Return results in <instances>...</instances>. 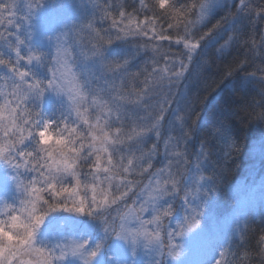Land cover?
<instances>
[{
  "label": "snow or ice",
  "instance_id": "obj_1",
  "mask_svg": "<svg viewBox=\"0 0 264 264\" xmlns=\"http://www.w3.org/2000/svg\"><path fill=\"white\" fill-rule=\"evenodd\" d=\"M166 3L167 0H158L159 8L164 9ZM227 6V0H194L191 10L185 12L184 35L174 42L177 45L182 43L186 51L182 52L180 57L173 59L171 66L166 67L156 77L151 89L146 87L143 96L138 97L137 102L143 101L141 106L149 112L148 116L141 117L146 123L140 131L133 128L130 133H125L122 127H116V134L111 133L110 121L113 114H115L116 122L123 123L120 106L116 105L114 108L102 109L95 124H90L85 118L83 122L88 125L87 134H82L76 128L66 127L67 136L55 139L54 146H51L48 133L51 118L44 111V103L48 97L53 95L62 103L63 85L58 82L55 72L46 85L39 78L30 82L29 78L35 76V73L30 68H25L23 71L20 68L21 61L25 60V56L21 53V45L28 48L29 54L26 60L28 65H32L34 60L42 62V54L33 53L34 38H37L38 43H43V39L39 38L46 35V11L50 8V3L38 0L34 8L28 5L26 15L16 19L18 6L6 0H0V27L7 32V37L4 36V32H0V39H3L8 49L15 53L13 60L11 56L5 59L4 53L0 52V67L7 70L4 79L6 82L11 81V91L0 92V97L4 99V103L0 104V162L11 170L5 173L6 177H10V181L0 179V196L10 197L13 201V203L5 202L3 210L0 211V215L7 217L0 219V264H129L125 258L126 250L121 242H130L135 245L141 237L147 241V245L157 250L163 257L165 253L160 242L159 229L165 218L173 216V205L168 203L167 197L177 195L181 179L186 174H190L194 177V184L190 188H185V194L182 197L183 220L176 225L175 229L167 233L168 243L166 245L168 264H185L180 259L184 246L195 233L202 230L201 208L205 203V198L211 195V187L205 190V177L200 174L201 158L203 157L204 160L209 158V154L203 150L204 146L202 145L201 153L197 156L195 164L191 163L186 150L179 148V144L183 142L186 149L187 141L198 127L201 119L199 115L192 112L187 119L180 118L182 141L178 140L177 150L172 153L177 158L176 163L184 169V172L179 173V178L166 169H160V173H166L167 178L156 180L153 192L140 204L139 208L130 207L125 199L131 191L132 181H121L115 186V193L110 192L108 188L112 187V182L117 175L132 171L129 167L133 163L132 159H128V166L123 164V157L114 163L115 146L124 143L125 138L133 141L148 133H154L157 138L160 137L161 122L166 120L173 104L178 103V99L173 96V88L189 71V64L194 56L199 55L197 50H203L204 44L201 41L212 43L215 39L214 34H218L217 30H220L222 25L219 21L212 24V20L216 10ZM250 10L247 0H239L237 9L239 13ZM256 15L264 19V12H257ZM119 16L120 20L112 18V24L117 29L116 40L123 38L121 34L127 36L133 32L148 36V30L140 27L139 23L133 27L135 17L131 15H128L124 27H120L126 13L120 11ZM197 24L201 25V29H208L202 31L198 39L191 31V28ZM209 24L212 25L211 28L208 27ZM89 27L91 28V25ZM171 27L172 25L169 24V28ZM21 31L26 33L25 39H21ZM11 37H14V41L10 39ZM153 37L161 41H169L170 44L172 42V36L164 31L153 32V36L149 39ZM96 39L97 43L93 44L95 50L92 52V57L99 61L101 67L114 72L127 71L128 61L126 59L121 64L107 55L108 49L104 48V44L113 43L111 36L105 39V36L97 31ZM47 40L50 42L51 37H47ZM66 51L58 47L57 57L64 56ZM59 62L63 64L62 60ZM156 71L154 67L153 72ZM232 71H246V69L241 63L237 68L230 69L228 74L231 75ZM261 79V87L264 90V77ZM165 82L168 85L167 88L164 86ZM149 91L160 97L154 107L151 104V98L145 99L149 97ZM77 95H79L78 91ZM29 103L33 106L31 110L28 107ZM260 108L261 111L254 113V116L258 122L264 123V103H261ZM5 113L7 116L4 115ZM77 115H82L78 109ZM192 116H196L195 125L191 121ZM101 118H103V124L100 123ZM64 122L67 124L66 121ZM36 128L40 130L34 131ZM216 135L222 136L226 145L229 143L222 129L217 130ZM36 136H39L36 143L45 147H38L32 151H26L25 147H21L25 145V141H35ZM77 140L80 141L78 146ZM136 142L139 144L143 141L137 140ZM167 143L166 141V148ZM230 146L236 147L234 144ZM155 148L156 145L153 144L152 151L142 152L138 157L140 160L147 161V167L141 168V174L152 168L151 157ZM85 149H87L86 152ZM90 157L94 159L90 160ZM84 166L93 169L84 174L90 175L91 181L81 180L80 168ZM101 172L107 174L103 180H100L98 175ZM27 173L34 175L28 176ZM99 183H107L108 188L100 189L98 192ZM82 184L83 196L81 195ZM208 184H211V177L208 178ZM122 186L128 191H122ZM89 188L92 192L90 199L87 195ZM17 199H20L19 209L14 206ZM118 202H123L126 211L109 219L111 213L108 208ZM144 213H150L151 218L145 219L142 215ZM79 215H86L91 218V221L81 226L80 221L73 219V216ZM58 221H63L73 229H80L79 238L62 239L59 233L54 232V225ZM96 221L101 222L104 235L98 242H93L90 234L95 229ZM148 225H155V229L149 231ZM178 239L182 242L178 243ZM261 239L264 240V237ZM133 254H135L134 251ZM219 256L221 259L214 258L213 264H221L225 253L219 251ZM154 264H164V261L156 260Z\"/></svg>",
  "mask_w": 264,
  "mask_h": 264
},
{
  "label": "trees",
  "instance_id": "obj_2",
  "mask_svg": "<svg viewBox=\"0 0 264 264\" xmlns=\"http://www.w3.org/2000/svg\"><path fill=\"white\" fill-rule=\"evenodd\" d=\"M33 1L38 2V0ZM6 2L15 3L18 6L16 19H19L23 15L21 5L17 4L20 0H6ZM44 2H49L50 7H61L59 9L61 18L56 22L57 25H50L46 29L45 36L39 38L43 39V43H38L37 39L34 40L33 53L42 54V62L34 60L32 65H28L26 63L28 48L20 46L21 53L25 56L20 68L22 71L30 68L35 73V76L29 78L30 82L39 78L44 81L45 85L55 72L58 82L65 88L63 80H60L59 61L61 58L57 57V48L46 44L47 37L55 38L58 47L66 49L71 56L72 65L75 62L78 64V89L79 95L83 97L80 100L81 104L75 105L73 109L68 100L64 99L61 103L54 96L46 99L44 111L51 118L48 129L49 145L54 146L55 139L67 136L66 127L76 128L82 134H87L88 125L83 120L86 118L90 124H93L97 116L101 115L102 109L114 108L116 105L120 106L123 123L116 122L115 114H113L110 121L111 133L115 135L116 127H122L125 133H130L133 128L140 131L146 123L141 117L148 116L149 112L141 106L143 101L136 104L138 97L143 96L146 87L151 89L154 85L159 74L157 71L153 72V68L158 70L163 67L171 57L178 55V50L173 47L172 42L170 44L169 41H161L155 37L149 39V36L138 35L134 32L127 36L121 34L123 38L116 40L117 29L112 24V18L120 20L119 13L124 11L126 16L120 27H124L128 15H131L135 17L134 24L139 23L141 27L152 33L164 31L172 36V41H175L174 39L181 36L185 29V12L191 10L194 0H167L164 9L159 8L156 0H44ZM248 3L251 10L245 13H239L234 6L231 9L221 8L215 12L212 24L219 21L222 28L217 30L218 34H214L215 39L212 43L201 41L204 44L203 50H198L199 55H196L189 64V71L173 88V96L178 99V103L173 104L166 120L161 122L160 137L156 138L159 144L160 140L162 144V147H157V153L163 160V167L179 178V173L184 172V169L176 163L177 158L172 153L177 150L178 140L182 141L180 118L187 119L192 112L201 117L194 134L187 141L186 149L183 142L179 144V148L186 150L191 163L194 162L198 153H201L202 145L203 150L209 154V158L204 160L200 174L205 177V190L211 187V195L205 198L201 212L202 214L211 212V216L217 221L221 219L220 215L225 210L230 209V200H233L230 193L236 182L243 177L251 144L264 135V123L258 122L254 116V113L261 111L260 105L264 103V90L261 87V78L264 77V71H262L264 70V40H262L264 19L256 15L257 12H264V0H249ZM169 24L172 25L171 28ZM211 26L209 24L208 27L211 28ZM207 30L200 28L196 32L193 27L191 28L196 39L202 31ZM97 31L105 36V39L111 36L113 43L104 44V48L108 49L107 55L121 64L126 59L128 61L127 71H109L101 67L100 63L93 67L96 58L90 53L95 50L93 44L97 43ZM0 32H4V28L0 27ZM4 36L7 37V32H4ZM20 36L21 39H25L26 33L21 31ZM10 39L14 41V37ZM0 52L4 53L5 59L10 56L13 60L15 59V53L8 49L3 39H0ZM88 54L90 57H87ZM83 58L85 61H90V64L82 71L79 62H83ZM241 63L244 64L246 71H232L231 75L228 74L230 69L237 68ZM252 73L255 75H251ZM6 75L7 70L0 67V92L3 93L11 91V81L6 82L4 79ZM164 86L168 87L166 82ZM177 91L179 92L178 97ZM149 98L154 107L160 97L149 91V97L145 99ZM3 103L4 99L0 97V104ZM28 107L31 110L33 106L29 103ZM134 108L138 110L134 111ZM77 109L82 114L81 116L77 115ZM4 115L7 116V113ZM191 121L195 125L196 116H192ZM103 122L101 120L100 123L103 124ZM220 129L228 137L227 145L223 142L222 136L216 135L217 130ZM39 130L40 128L34 129L36 132ZM149 134L154 133H148L143 140L146 147L151 146L153 141ZM38 140L39 136H36L35 141H25V145L21 147H25L26 151L45 147L38 145L36 143ZM166 141L168 142L167 148L164 145ZM79 143L80 141L77 140V146ZM233 144L235 148L230 146ZM127 145L128 140L126 139L117 147L115 162L121 157L123 161L130 158L127 151L133 147H127ZM41 155L44 154L41 153ZM89 159L92 160L94 157ZM92 170L88 166L81 167V180L91 181V176L84 174ZM33 175L29 173V176ZM98 175L100 180H103L107 174L101 172ZM119 176L115 177L111 188H108L107 183H99L97 191L108 188L110 192L115 193V186L121 181H126L128 173H120ZM209 177H211L210 185L208 184ZM184 181L185 176L181 179V190H185L182 186ZM121 190L128 191L123 186ZM138 190L137 192L129 191L128 197L125 198L129 206L137 208L136 203L140 201L142 194H139ZM81 195H84L83 184ZM87 195L90 199L92 195L90 188ZM177 197L173 200L171 196L167 197L168 203H173V211L182 207L178 203L183 205V201ZM143 201L141 198V202ZM216 204L220 206L217 207ZM258 206L259 202H257L255 212L251 206L243 210L240 230L234 239L230 238V234L228 242L225 243L224 238L221 237L222 243L218 248L225 253L221 264H264V240L261 239L264 237V211ZM124 210L126 209L123 202L114 204L112 208H108L111 213L109 219ZM144 218L147 219L146 216ZM73 219L80 221L81 226L91 221V218L86 215L73 216ZM97 222L101 223L96 221V225ZM61 223L65 224L63 221H58L56 224ZM75 235L79 237L80 233L75 232ZM96 236L100 235L97 234L91 238L93 242L100 240Z\"/></svg>",
  "mask_w": 264,
  "mask_h": 264
},
{
  "label": "rangeland",
  "instance_id": "obj_3",
  "mask_svg": "<svg viewBox=\"0 0 264 264\" xmlns=\"http://www.w3.org/2000/svg\"><path fill=\"white\" fill-rule=\"evenodd\" d=\"M156 1L158 2V0ZM248 1L249 0H247V2ZM17 4L19 6L21 5L22 7L21 11L23 15H26L28 12V5H32L34 8L36 3L33 0H20V2H18ZM227 5L229 9H231L232 6L238 9L239 0H227ZM60 8L61 7L51 6L46 11L47 28H49L50 25L51 26H54L55 24L57 25L56 22L59 20V18H61L60 12H59ZM133 27H135V24H133ZM193 28L197 32V30L201 28V25L199 24L194 25ZM152 35H153L152 31H149L148 36L152 37ZM183 35H184V31L182 32L181 36ZM179 37L180 36H178L177 39ZM36 39L37 38H34V40ZM48 42L49 41L46 42L47 45H50V46L52 45V47L58 48V42L55 38H52L51 41L49 43ZM172 44H173V47L178 50V55L175 57H171V59L168 60L163 65V67H160L157 70V73L159 75L162 73V70H164L166 67L171 66L173 59L180 57L182 52L186 51L183 48L182 43L180 45H177L174 41H172ZM90 54H88L87 57H90ZM70 57L71 56L67 52L64 56L60 57L61 60L63 61V64L59 62V67H60V73H61L60 80H63L64 86H65V88L63 87L61 99L68 100L70 102L69 104H71V107L73 109L75 105L79 106L81 104L80 102L81 95H77V91L79 92V89H78L79 76L77 72L79 71L78 64L77 62H75L72 65ZM95 60H96V63L93 65V67L99 64V61L97 59ZM88 64H90V61H85V59L83 58V62H79V67H81L80 69L83 71L85 69V66L88 67ZM65 89L67 90V92L70 91L71 93H67ZM72 94H74L75 96H73ZM54 98L57 100L55 96ZM139 103L140 102H137L136 104H139ZM137 110L138 108H134V111H137ZM95 120L96 121L93 124L97 122V119ZM101 120H103V118L100 119V122ZM150 135H151V141L152 139L153 141H152V145L149 147H146V144H144V142L139 143V144H137L136 142L137 140L143 141L145 137H147V135L137 137L133 141H128V145H127V147H130V146L133 147L127 151L130 155V158L128 159H132L133 163L131 166H129L132 169V171L128 173V177L126 181H132L130 192H137V190L141 186L138 192L139 194L141 193L142 194L140 195V201L136 203L137 208H139L140 204L144 202V201L141 202V198H143V200H146L149 198L150 194L153 192V189L155 188L156 180L157 179L162 180V179L167 178L166 173L161 174L159 171L160 169H165V167H163V162H162L163 160L160 159V155L157 153V147L159 146L162 147L161 140L159 144L158 139L156 140L157 137L155 136V134H149V136ZM125 141H126V138H125ZM154 142H157V144H155L156 148L152 152V157H151L152 168H150L148 172H144L143 174H141V168L147 167V161L140 160L138 159V157L141 156L142 152L146 153V152L152 151V146ZM118 146L119 145H116L115 149H117ZM199 154L200 152L198 153V155ZM128 159L123 161V163H125L124 164L125 166H128L127 164ZM116 162L114 161V163ZM195 163H196V159L194 160L192 164H195ZM201 163L203 166L204 165L203 157L201 158ZM244 167L245 168L243 172V177L236 182L235 186L231 190L230 196L233 200H230V203H231L230 209L225 210L224 213L220 215L221 219H219L218 221L214 217L211 216V212L210 214L208 213L202 214V217H201L202 230L198 231L191 237L188 243L185 244L184 250L181 254L180 259L183 260L185 264H213L214 258L220 259L219 251H221V249L218 248V246L220 243H222V240H220L221 237H223L224 242L227 243L228 236L230 234H231L230 238L232 239H234L238 235V232L241 226V219H242L241 213L243 212V210L247 206L249 207L251 206V208H253V211H254L257 208V202H259L258 208L261 207L262 210L264 211V135L260 137L259 139L255 140L251 144V149L248 153L247 161ZM8 171H11V170L7 167V165L0 162V179H7L10 181V177L5 176V173ZM21 171H23V169H21ZM26 175L29 176V173H27ZM193 184H194V177L190 174H186L185 181H184V184H182V186L185 188L186 187L190 188L192 187ZM184 194H185V190H181V184H180L177 195L171 196V199L173 200L174 197L178 196L177 198H180V201H182V197L184 196ZM5 202L13 203L10 197L6 198L4 196H0V211L3 210V206ZM178 204L182 207H179L178 209L173 211V216L171 218H165L164 223L159 229L160 242L162 243L163 250L165 253L164 256L161 257L159 255V252L155 250L154 248H152L150 245H147V241L143 237H141L135 245L131 244L130 242H121L124 249L126 250L125 258L129 261V264H154L156 260H161V259L164 261V264H168L169 257L167 256V247H166L168 243L167 233L175 229L178 223L182 222L183 215H184L183 205L180 203ZM216 205L217 207L220 206V204H216ZM14 206L17 209L21 207L20 199L15 200ZM166 206L167 205H165V207ZM209 206L211 207V205ZM112 207L113 205H111L109 208H112ZM130 207H133V206H130ZM142 215L146 216L147 219L151 218L150 213H144ZM6 218H7L6 215H0V219H6ZM169 220H170V223H169ZM62 224L63 223L56 224L54 226V232L59 233L62 239L72 240V239L79 238L75 235V232L80 233V229H73L68 224H63V225ZM98 224L95 226V229L96 228L97 229L96 230L94 229L91 232L90 234L91 238H94V236L97 234L100 235L99 236L100 238L104 235L101 223L99 225ZM147 227L149 231H153L155 229V225H148ZM188 235H190V233ZM99 237L97 238L100 239ZM177 242L180 243L182 241L178 239ZM133 251L135 254H133Z\"/></svg>",
  "mask_w": 264,
  "mask_h": 264
}]
</instances>
